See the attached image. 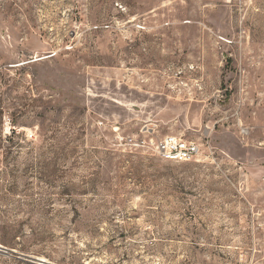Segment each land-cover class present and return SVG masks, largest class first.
<instances>
[{"label": "rangeland", "instance_id": "rangeland-1", "mask_svg": "<svg viewBox=\"0 0 264 264\" xmlns=\"http://www.w3.org/2000/svg\"><path fill=\"white\" fill-rule=\"evenodd\" d=\"M166 135L201 154L133 144ZM0 244L264 264V0H0Z\"/></svg>", "mask_w": 264, "mask_h": 264}, {"label": "built area", "instance_id": "built-area-1", "mask_svg": "<svg viewBox=\"0 0 264 264\" xmlns=\"http://www.w3.org/2000/svg\"><path fill=\"white\" fill-rule=\"evenodd\" d=\"M243 1V0H239ZM131 142L134 138H130ZM136 146L153 149L162 159L173 161H188L196 159L201 154V145L193 140H187L177 135H166L161 138L151 137L137 139Z\"/></svg>", "mask_w": 264, "mask_h": 264}, {"label": "water", "instance_id": "water-1", "mask_svg": "<svg viewBox=\"0 0 264 264\" xmlns=\"http://www.w3.org/2000/svg\"><path fill=\"white\" fill-rule=\"evenodd\" d=\"M0 251L9 252L10 249L0 247ZM11 251H12V250H11ZM30 261L33 262V263H36V264H47L46 261H43V260H41L40 258H33V259H30Z\"/></svg>", "mask_w": 264, "mask_h": 264}, {"label": "bare ground", "instance_id": "bare-ground-1", "mask_svg": "<svg viewBox=\"0 0 264 264\" xmlns=\"http://www.w3.org/2000/svg\"><path fill=\"white\" fill-rule=\"evenodd\" d=\"M0 247H3V246L0 244ZM3 248H6V247H3ZM41 260L45 261L44 259H41Z\"/></svg>", "mask_w": 264, "mask_h": 264}]
</instances>
